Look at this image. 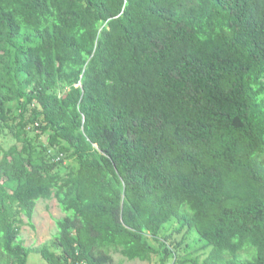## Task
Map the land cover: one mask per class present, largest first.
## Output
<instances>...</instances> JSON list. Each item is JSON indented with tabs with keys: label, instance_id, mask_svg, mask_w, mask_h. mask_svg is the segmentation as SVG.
I'll use <instances>...</instances> for the list:
<instances>
[{
	"label": "trees",
	"instance_id": "trees-1",
	"mask_svg": "<svg viewBox=\"0 0 264 264\" xmlns=\"http://www.w3.org/2000/svg\"><path fill=\"white\" fill-rule=\"evenodd\" d=\"M31 251L264 264V0H0V264Z\"/></svg>",
	"mask_w": 264,
	"mask_h": 264
},
{
	"label": "rangeland",
	"instance_id": "rangeland-1",
	"mask_svg": "<svg viewBox=\"0 0 264 264\" xmlns=\"http://www.w3.org/2000/svg\"><path fill=\"white\" fill-rule=\"evenodd\" d=\"M64 216L65 214L59 209L54 198L49 200L39 199L36 202L31 218V223L34 228L29 227L26 223V219L23 218V226L21 227L19 237L24 242V246L29 249H34L52 241V238L57 232L54 220L63 218ZM165 233H172V238L176 241L182 240L183 245L190 243L193 250L199 246L198 243L193 244L191 238L187 239L186 232L178 229L176 226L167 227ZM198 253L202 256L200 258L202 259L204 257L202 252ZM156 260L157 258L154 257L151 262H140L138 260L128 261L127 259L122 258L119 254H113V262L115 264H154ZM27 261L28 264L43 263L41 256L33 251L28 254Z\"/></svg>",
	"mask_w": 264,
	"mask_h": 264
}]
</instances>
